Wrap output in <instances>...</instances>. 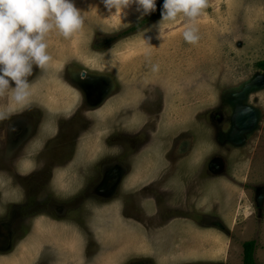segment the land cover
<instances>
[{
	"label": "rangeland",
	"instance_id": "obj_1",
	"mask_svg": "<svg viewBox=\"0 0 264 264\" xmlns=\"http://www.w3.org/2000/svg\"><path fill=\"white\" fill-rule=\"evenodd\" d=\"M74 4L82 31L49 37L53 60L34 67L31 102L14 114L47 121L31 148L52 167L33 174L28 163L10 188L0 174L10 218L0 233L13 241L0 238V264H244L252 241L264 264V0H208L195 45L183 18L157 38L163 0L121 20L105 19L100 0ZM15 121L0 123V137L17 146ZM54 124L66 128L51 142ZM12 204L21 214L10 217Z\"/></svg>",
	"mask_w": 264,
	"mask_h": 264
},
{
	"label": "clouds",
	"instance_id": "obj_2",
	"mask_svg": "<svg viewBox=\"0 0 264 264\" xmlns=\"http://www.w3.org/2000/svg\"><path fill=\"white\" fill-rule=\"evenodd\" d=\"M100 3L108 12L105 19L121 20L122 15H127L125 10L133 5L141 17L155 12L157 0H100ZM207 7L208 0H163L157 38L165 39L166 26L183 18L187 21L182 33L184 41L197 44L200 40L197 20ZM84 25L85 16L74 0H0V97L10 98L9 105L0 109V121L29 106L33 83L28 78L34 67L47 72L53 60L48 51L49 37L57 34L70 40ZM149 41L150 38L145 39L146 48L152 47ZM148 65L152 73L160 71L159 64L152 63L150 58Z\"/></svg>",
	"mask_w": 264,
	"mask_h": 264
},
{
	"label": "flooded vegetation",
	"instance_id": "obj_3",
	"mask_svg": "<svg viewBox=\"0 0 264 264\" xmlns=\"http://www.w3.org/2000/svg\"><path fill=\"white\" fill-rule=\"evenodd\" d=\"M94 49L102 50L103 47L96 45L94 47ZM36 71H39V69H36ZM64 83L65 84H69L66 81H64ZM10 86L14 87L15 86L14 82H11ZM80 93H82V92H80ZM85 96L89 100L90 99H94L92 97V95L88 96V94H87ZM90 101H92V100H90ZM92 102L94 103V101H92ZM2 107H3V104L0 105V109ZM36 108L38 109L39 116L41 117L42 116L41 107L37 105ZM22 116L23 115H21L19 113L17 115H12L11 117H17V121H15L14 123L10 124L9 126H11L12 131H13L12 136L16 137L17 139H20V140L26 139V141L24 143H21V144H19L17 146L16 145H11L10 143L6 144L4 139L2 137H0V164H3V166H4V167H0V174H4L8 178L7 181L4 182L5 185L3 186V187H6V188L12 187V184H13V180L11 179L9 174H13V171H14V173H16L21 178L24 177L25 176L24 170L28 169V165H27L28 163H30L32 165L31 167L29 166L28 172L29 173H33V174L43 173L44 170L48 171L49 168L52 167V165L47 164L46 161L45 162L42 161L43 157L45 156V155H41L43 153L42 150L33 151L32 148H31L32 144L35 143L36 140L41 139V138H46V134L47 133L46 132L44 133V131H46V129H45L46 126L44 125V123H47V121H43L44 120V118H43V120H38V122L37 121L36 122H32L29 119H26V118H24ZM58 117L60 119V122L61 121L62 122L63 121H65V122L68 121L66 119V115H62L61 114ZM8 120L9 119L0 121V123L1 124L5 123V122L7 123ZM51 126L53 128H52L51 132H48L49 135H50L49 136V140L51 142L53 140H54V142H56L57 137L62 134L61 132H63L64 128H66V127H64V125H63V127H59V131L56 133V131L58 129L56 124L51 125ZM53 146H54V143H53ZM13 149H15V152L12 151ZM49 150H50V152L53 151L52 148L49 149ZM10 155H14V156L17 155L16 159H15L16 166H13V169H11L10 166H9V164H10V160H9ZM51 171L52 170H50V173H51L50 177L52 178L53 171L52 172ZM10 181H11V183H10ZM50 181H51V179H50ZM6 188H3V191H5ZM10 211H11L10 217L11 216H17L18 214H21V212L23 211V207L15 205V204H12V210H10ZM4 219L9 220L10 219L9 218V214L0 217V221H3ZM194 221H195V219H194ZM2 226L3 225L0 224V228ZM21 226L24 227V223H22V225H20V227ZM18 228H19V226H18ZM175 228H176V226H174V228H173L174 231H175ZM8 229H9L10 232L6 233L5 236H4V234L0 233V238L4 237L5 241L9 244L8 246L10 247L13 244V241H12L11 229L10 228H8ZM23 229L18 230V233L21 230H23ZM188 239H189L188 242H190V237H188ZM3 249L4 248H1L0 251H2Z\"/></svg>",
	"mask_w": 264,
	"mask_h": 264
},
{
	"label": "trees",
	"instance_id": "obj_4",
	"mask_svg": "<svg viewBox=\"0 0 264 264\" xmlns=\"http://www.w3.org/2000/svg\"><path fill=\"white\" fill-rule=\"evenodd\" d=\"M260 67L264 70V62L260 64ZM255 247H256V243L253 241L244 244V248H245L244 264H256Z\"/></svg>",
	"mask_w": 264,
	"mask_h": 264
},
{
	"label": "water",
	"instance_id": "obj_5",
	"mask_svg": "<svg viewBox=\"0 0 264 264\" xmlns=\"http://www.w3.org/2000/svg\"><path fill=\"white\" fill-rule=\"evenodd\" d=\"M251 118H252V117H251V116L249 117V115L246 114V113L241 114V115L239 116V122H240V124L242 125V127H245L246 125L251 124V122H252V119H251ZM247 122H248V123H247Z\"/></svg>",
	"mask_w": 264,
	"mask_h": 264
},
{
	"label": "crops",
	"instance_id": "obj_6",
	"mask_svg": "<svg viewBox=\"0 0 264 264\" xmlns=\"http://www.w3.org/2000/svg\"><path fill=\"white\" fill-rule=\"evenodd\" d=\"M10 262H15V264H18V262H19V261H18V260H16V261H10ZM22 263H23V262H22Z\"/></svg>",
	"mask_w": 264,
	"mask_h": 264
}]
</instances>
